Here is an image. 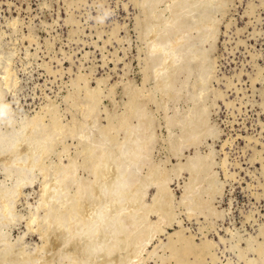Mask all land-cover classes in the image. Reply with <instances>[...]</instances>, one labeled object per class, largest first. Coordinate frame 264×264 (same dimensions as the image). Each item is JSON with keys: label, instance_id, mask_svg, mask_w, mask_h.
<instances>
[{"label": "rangeland", "instance_id": "rangeland-1", "mask_svg": "<svg viewBox=\"0 0 264 264\" xmlns=\"http://www.w3.org/2000/svg\"><path fill=\"white\" fill-rule=\"evenodd\" d=\"M200 1L201 0H193V3L192 0L188 1L191 4H189L188 9L187 6L183 7L182 14L188 13L186 14V19L191 22H196H193L196 25L200 24L203 18L213 21L211 22L215 27V31H211V33L210 30H205V33L209 35V37L205 35L203 41L207 39L208 41H204L205 43L201 42V44L198 43L200 51L203 49L202 51L205 53L207 50L204 54V56H206L205 60L208 61L207 74L204 75L203 80L194 77V75H190L189 79L191 80L189 81V79H186L189 82H184L182 85L183 91H181V96L172 101L170 99L163 100L162 97H160V91L152 87V85L154 86L155 84L152 75H149L150 69L146 68L148 71L144 70L147 65L149 67V60L146 54L147 51L142 52L147 49L146 40L148 37L144 32H146V22L148 20L144 16V13H142L144 9L142 0H0V56L2 55L0 57V94L2 92V97L0 95V104L10 105L9 107L3 105L6 108L3 116V118H6V120H3V122L5 121V125H1L3 129L17 128L22 120L28 117L30 118L35 114H40L42 120L44 118L43 123L45 125H48L53 118L59 122L62 121L63 125L74 123V121H71L72 116L74 117L73 119L82 121V111L80 108L78 109L79 106H76L75 96L82 100L81 97H83V95L85 97L88 87L89 89L97 88L98 92L103 88L100 91L103 93L99 98L100 103L96 105L95 119L98 128H100L99 125L104 126V124L106 127H109V124L111 126V121H108L111 120V118L113 121L112 127H116L118 123V128L116 127L115 129L114 127L112 133H110L111 129L106 132L108 128H102L101 126L102 129H105L104 131L107 135L110 134L108 136L112 138L114 136L111 134L115 135L120 132L117 137L113 138L114 140L109 142L111 147H118L127 134V132H125L126 130L119 127V117H121V115L124 116L126 113V116H128L129 112L131 113L132 110L131 107L127 105L132 100L130 99V102H126L127 97L128 99L131 97L133 99V96L137 94L139 97L137 98L141 99L137 100L144 101V108L150 113V118H155L151 120L153 131L155 132L154 137H157L154 138L152 142L153 146H151L150 161L152 163L155 161L154 164L157 163L156 166L159 168L164 165L163 168L167 171L168 178L172 175L170 179L171 182L173 179L174 183L169 181L171 184L168 182L170 186L168 187L173 193L171 208L174 209L175 212L172 211L174 214L171 213L174 218L172 216L173 219L169 221V223L167 221L157 223V229L155 226H151L153 230H151V227L146 229V231L149 230L145 233L147 234L145 236L150 238L151 235L152 240L146 244L145 250H142L139 241H135V244L132 242L131 247V241H129L130 243L128 242L129 244H127V246H129L128 248L131 251H135V249L139 247L138 250H136L137 253H134L137 257L131 254L132 259L129 260V264H172L171 262L173 260L170 261L171 259H166V256L169 257L170 252L166 250L164 243L167 242L168 235L179 230L184 236H190L195 244H200L204 240H207L208 243L210 242L209 244L211 247L209 246V250L212 253L209 252V254L204 256L203 264H213L214 262V264H264V260L259 254L260 251L257 252L258 248L260 250L258 245L262 243V245H264V0ZM197 4L199 5L197 6ZM164 6L165 5L161 3L157 11L161 10ZM190 9H193V11H188ZM203 11L205 14L202 15ZM190 13L192 14L191 16ZM165 15L166 13L164 16ZM200 15H202V17ZM198 16L202 18V20H200ZM150 20L152 19L150 18ZM140 30L144 33L143 35ZM192 32L195 33V31ZM145 45L146 48L144 49ZM203 47L207 49L205 50ZM208 52L209 54H207ZM207 57L208 59H206ZM146 59L148 60L147 65H145L147 63ZM10 62L12 64H10ZM4 71H9V73H7L8 78L11 75L9 80L4 79L6 75ZM144 74H147V79L149 76V81H143L145 79L143 78ZM77 75L81 78L77 77ZM180 77H183V75L180 74ZM193 80L195 81L193 82ZM196 80L198 81L196 82ZM80 81H85V86L83 82ZM96 81H98V84ZM76 82H78L79 85ZM126 82L127 84H125ZM101 83H103V85ZM70 85L73 86L70 87ZM128 85H130V87ZM135 85L137 86L134 87ZM143 85H145L146 90L143 89ZM75 86L76 88L79 86L81 89L77 88L76 90ZM98 86L100 87L99 90ZM140 87L141 90L143 89L142 91L137 90L140 89ZM131 88L132 90H130ZM154 89H156V91ZM135 90L137 91L135 92ZM78 91H80V96L78 95ZM108 91H110L111 94H109ZM184 93H187L188 96H185ZM142 95L149 96H146V98ZM192 97L199 100V103L205 106L206 122L204 130L195 144L183 146L178 152L172 151L168 137L165 138V136H168L166 119L167 117H171L172 114H177L179 110L180 112L178 114L182 113L181 115H185V111L187 112ZM154 98L157 99V101L160 100L158 102L159 104ZM124 104L125 106L127 105L128 109H126ZM156 104H158L159 107H157L158 105L156 106ZM156 108L157 110L160 108V110L156 111ZM122 111L123 113L121 114ZM52 113H54L55 116H53ZM118 113H120L119 116L116 115ZM129 116H131V114H129ZM59 119H61V121ZM114 119L118 122H114ZM131 122L135 124V118L132 119L130 117V123ZM157 122H159L161 126H159ZM87 127L88 126H86V129H88ZM159 127H161V129H159ZM169 130H171L173 134H178L180 125H171ZM34 131L32 132L31 142L35 145L39 143V147H41L39 131ZM114 131H117V133ZM24 134H26V132ZM63 134L64 135L61 133L60 135L58 132L50 136L53 144L51 142L52 150L48 151V154L46 153L45 155L44 153L43 155V153H41L42 151L36 155L34 154V156L38 158L36 160L39 161L41 159V163H45L47 167L44 166L50 168V171L47 169V179L52 177L50 174L52 169L50 164L52 162H54L52 164H56L57 162L59 164V160L61 161V159H63L61 161L62 163H67V158L69 160L72 158L76 161V168H80L78 170L79 172L77 171L79 174H83L84 176L87 175V171L82 168L86 156L79 154L80 147L79 145L77 146V137L74 139L73 137L70 138L71 135L69 134ZM163 137L164 139L162 142L161 139ZM116 138L120 140L118 139V141ZM58 139L60 142L64 143L60 144ZM71 142H73V145L76 144L74 146L78 149H75ZM65 143L67 145H65ZM129 146L130 143L128 142L127 144L126 142L124 146L120 145L119 149L122 148L121 150H126ZM195 152H198L202 156H208V161L211 162L209 164H212L210 165V167H212L209 171V178L212 177L213 179H209L211 183H209V180L204 179L202 183L199 182V184H194L197 188L195 186L194 189H192V193L193 195L198 194L201 198L204 194L203 197H205L203 200L206 201L209 199L207 201H211V203L208 204L210 206L212 205V208L209 206V208L191 211L188 210L189 208H186L188 206L184 203L185 200H179V198L182 197L181 194L184 197V193L186 192L183 191L186 184H182L190 183L191 174L189 171L187 172V169H183L181 172H179L180 170L177 171L174 169V171L176 170L175 173L171 169L176 167L175 163L177 162L185 163L187 157H192ZM185 154L186 156H184ZM60 155L61 157H59ZM210 156H212L211 158L213 159H211ZM177 159H180V161ZM48 162L51 163L49 164ZM172 164H175L174 167L172 166L173 168H171ZM37 170L38 168L34 169V174L39 172V170ZM146 170L147 166H143L142 174H145ZM36 175H38L39 178V173ZM188 179H190L189 182ZM38 181V179H35L31 186L24 187L22 193L24 195L21 194L16 200V207H14L16 208V215L13 222L11 221V226H9L8 229L4 227V231H8L10 233L9 236L11 235L8 240L12 242L15 241L17 236H21L26 232V235L22 236L20 243L17 242V244L21 246L24 245L23 242L29 244L30 246L25 245L26 248L29 246V249L34 248L36 244L41 245L43 241L36 229L40 226V223L43 224V222H38L41 221L39 218L33 224V231L36 230L37 233L36 231L31 232L32 230L29 232L26 229L29 212L33 208L32 206L36 205V200L38 198L40 183ZM213 183L214 186L212 185ZM148 186L150 188L148 187L149 189H147L145 187L147 190L145 189L142 195L143 197L141 196V202L146 205L152 203L153 200L151 199L154 198L156 194V185L150 182ZM216 186L218 188H216ZM202 187L203 189H201ZM213 188L216 189V192ZM219 188L221 189L218 190ZM207 192L208 194H212L208 195L206 194ZM117 198L118 204L121 205V207L118 206V209H121L123 208L121 203L124 202L123 204H125L126 202L125 198L121 199L118 196ZM176 201L181 202L180 204L182 206L184 205V207L182 208ZM177 205H179V207ZM125 206H128V204ZM207 209H213V211L211 210L208 212ZM183 211L185 213L187 212L189 215L191 213L192 216L189 218V216H187L188 214L186 213L185 215ZM135 212H137V215L140 217L144 210L140 211L138 208ZM149 212L145 213V217H143L144 213L142 216L144 221H148L146 224L157 222L156 219L159 214H155L156 211L153 210ZM147 215L149 217H146ZM139 217H137L138 220H136L140 224H136L139 225L136 226V230L139 229L141 225L143 226L145 224V222H141V217ZM158 226H160L162 230ZM158 228L162 232L156 231L159 230ZM133 230H135V227ZM50 239L51 237L49 240ZM159 239L164 242H160L159 244ZM49 243L50 245L54 244L53 241ZM159 245H162L163 248ZM153 247H156V249L153 250ZM46 249V256H49L47 259L50 264H53L51 263L54 260L53 257L55 258V264H61V262L62 264H66L67 262V264H69L68 259L62 257L58 258L59 256L57 257V255L55 256L56 247L55 250L51 248V251L46 245ZM154 251L157 253L154 254ZM149 252L150 257L147 255ZM213 253L215 256L212 255ZM258 254L259 256H257ZM145 258H147V260Z\"/></svg>", "mask_w": 264, "mask_h": 264}, {"label": "bare ground", "instance_id": "bare-ground-1", "mask_svg": "<svg viewBox=\"0 0 264 264\" xmlns=\"http://www.w3.org/2000/svg\"><path fill=\"white\" fill-rule=\"evenodd\" d=\"M188 1H190V0H142V4L144 5V9L142 10L143 11L142 13H144V16L148 20L146 22V32H144L147 34V37H148L146 40L147 41V43H146L147 49L143 50L142 52L147 51V53L146 52L145 53L147 54V58L149 60V67L147 65L148 60L146 59L147 63L145 64V62H146L145 61L144 64L147 65V67H145L144 70L148 71V69H150L149 75H152V77L154 79V84H155L154 86L152 85V87H155L158 91H160L161 96L160 95L159 96L162 97L163 100L170 99L173 101V100H176L177 98H179L181 96L180 94H182L181 91H183L182 85L184 84V82H189L191 80V79H189L190 75H194V77L203 80L204 75L207 74L206 71H207V67H208V64H207L208 61L205 60L206 56H204V54L207 51L206 50L207 48L205 49L203 47L206 50V51L204 50L205 53L202 51L203 49L200 51V48L198 47V43L201 44V42L208 41L207 38H206L207 40L203 41L204 36L207 35L205 33V30H210V32L211 31L213 32V31H215V27L213 26V23H212L213 21L211 19H207V18L204 19L203 18V20H202V18H200L198 16L200 18V20H202V21L200 22V24H197V25L194 24L196 22H194V21L191 22L190 20H187L186 14H188V13L182 14V9H183V7H186V6L188 9L189 4H191ZM205 1H207V0H205ZM161 3H163L165 6L161 10L157 11V8L159 7V5ZM192 3H193V0H192ZM137 4H139V3H137ZM142 4H141V6H142ZM194 4H196V3H194ZM198 5L199 4H197V6ZM195 10H197V9H195ZM188 11H193V9L192 10L190 9ZM165 13L167 16L166 15L164 16ZM203 14H205L204 11L202 12V15ZM191 15L192 14L190 13V16ZM202 15H200V16L202 17ZM150 18L153 21L150 20ZM196 19H198V18H196ZM140 31H138V32H140ZM192 31H195V33H193ZM141 33H142V31H141ZM144 33H142V35ZM207 36L209 37V35H207ZM141 48H142V46H141ZM145 48H146V45H145L144 49ZM207 54H209V52ZM11 55H12V53H11ZM139 56H140V54H139ZM206 59H208V57ZM10 64H12V63L10 62ZM146 68H148V69H146ZM8 70H9V68H8ZM4 73H6L5 76L3 75L4 79L9 80L11 77V75L9 78L7 77V73H9V71H4ZM180 74L183 75V77H180ZM144 76H143V78H145L146 80L144 79L143 81H149L148 80L149 76H148V79L146 78L147 74L146 75L144 74ZM77 77H80V76L77 75ZM150 78H151V76H150ZM186 79H189V81H187ZM217 79H219V78H217ZM97 80H98V78H97ZM98 81H96V83ZM105 81H103V82H105ZM194 81L195 80H193V82ZM197 81L198 80H196V82ZM78 82H76V83L78 84ZM80 82H83V81H80ZM84 82H83V85H84ZM8 84H9V81H8ZM101 84L103 85V83H101ZM125 84H127V82ZM195 85H193V86H195ZM71 86H73V85H70V87ZM128 86L130 87V85H128ZM132 86H133V84H132ZM136 86L137 85H135L134 87H136ZM143 86H144L143 89L146 90L145 85H143ZM205 87H206V85H205ZM75 88H76V86H75ZM77 88H80V87L78 86ZM77 88H76V90H77ZM99 89H100V87L98 86V90ZM102 89H100L98 92L97 88H94V89L90 88L89 89V87H88V89L86 90V93H85L86 94L85 97H84V95H83V97H81L82 100L80 98H76V96H75L76 106H79L78 109L79 108L81 109L83 120L82 121L81 120H79V121L75 120V119H73L74 117L72 116L71 121H74V123L72 122V124H70V125L69 124L63 125L61 119H59L61 121V122H59L55 118H53L50 123L48 122L49 123L48 125L47 124L45 125L43 123L44 118L42 120V117L40 116V114H35L30 118L28 117L25 120H22L17 128L14 127L12 129H10V128L3 129L1 127V125L2 124H3L2 126L5 125V123H4L5 121L3 122V120L4 119L6 120V118H3V116H4V113L6 111L5 106L7 104L6 105L3 104L5 106L0 104V264H50V262L47 259V257L49 258V256H46V254H47L46 253L47 252L46 245L48 246V249L50 248L51 251H52L51 248H53V250H55V247H56L55 256L57 255V257L59 256L58 258L62 257V258L68 259L69 264H129V260L132 259L131 254H133L134 257H137V255H135L134 253L135 252L137 253L136 250H138V248H139V247H137V248L135 247L136 248L135 251H131L128 248L129 246H127V244L130 243L129 241H131L130 247L132 245V242L134 243L135 241H139L141 244L142 250H145L146 244L150 240H152V236L150 234H148V235H150V238L148 236L147 237L145 236V235H147L145 233H147V231L149 230L148 229L146 231V229L151 227V226H153V227L155 226V228H156L157 223H162L164 221H167L169 223V221H171L174 218V216L172 215V213H173L172 211H174V209L171 208L172 203H173V199L171 200L173 193L170 191V189H169L170 186L168 185V182L169 181L171 182L170 178L172 175L170 176V178H168V173L163 168L164 165L161 166L163 168L162 169L161 167L159 168L158 166H156L157 163L154 164L155 161H153V163L150 161L151 146H153L152 142L154 141V138L157 137V136L154 137L155 132L153 131V126H152V120L155 119L154 118L155 115L153 116L154 119L150 118V113L144 108V101H138L141 99H138L139 97L137 96V94L135 96H133L134 97L133 99H132V97L129 99L127 97L126 102H128L130 99L132 100V101L130 100L131 102L129 101L130 103L127 104L128 106L131 107L132 110H131V113L129 112V114H131V116H129V114H128V116H126V114H127L126 113L124 116L121 115V117H119V127L126 130L125 132H127V134L125 133L126 136L122 139L119 146L120 145L124 146V144L126 142H127V144L129 142L130 146L126 150L125 149L121 150L122 148L119 149V146L115 147V148L111 147L109 145V142L114 140L113 138L117 137V135L120 133L119 132L118 134H115V135L111 134L112 136H114L113 138L110 136L111 139L108 136L110 134L107 135L106 132H108L111 129L110 133H112V130L115 127V126L112 127L113 126L112 118L110 117L111 120H108V121H111L112 125L110 126V124H109V127H111V128H109L108 126L106 127L105 124H104V126L99 125L100 128H98L97 122L95 119V117H96L95 113H96V109H97L96 105L100 103L99 98L103 94L100 92ZM156 89H154V90L156 91ZM112 90H113V88H112ZM130 90H132V88ZM137 90L142 91L141 87H140V89H137ZM137 90H135V92ZM110 91H108L109 94H111ZM78 92H79L78 95L80 96V91H78ZM99 93H100V95H99ZM113 93H114V91H113ZM131 94H133V93H131ZM184 94H185V96H188L187 93H184ZM0 95L2 97V92ZM149 95H146V96H149ZM105 96H107V95H105ZM146 96H143V97H146ZM195 97H196V95H195ZM65 100H67V99H65ZM155 100L157 101V99H155ZM159 101H157V103ZM126 102H125V104H126ZM116 103H117V101H116ZM186 103H187V101H186ZM125 104H124V106H125ZM158 104H156V106ZM127 105L125 106L126 109H128ZM9 106L7 105L6 107H9ZM99 107H100V105H99ZM157 107H159V105ZM162 108H164V107H162ZM48 109H49V107H48ZM56 109H57V107H56ZM68 110H69V108H68ZM104 110H105V108H104ZM104 110H103V113H104ZM155 110L159 111L160 108H159V110H157V108ZM205 110L206 109H205L204 104H202V103L200 104L199 100H196L192 97L190 106L187 108V112L185 111V115H181L182 113L178 114L180 112V110H179V112L177 114L175 113V114H172L171 117H167L166 126H167V131L169 133L167 132L168 136H165V138L168 137V141L171 143L172 151L174 150V151L178 152L181 149V147L193 145L197 142V139L201 137V133L204 130V125L206 122ZM129 111H130V109H129ZM101 112H102V110H101ZM40 113H41V111H40ZM47 113H48V111H47ZM58 113H59V111H58ZM122 113H123V111L121 112V114ZM52 114H53V116H55L54 113H52ZM164 114H165V112H164ZM116 115L119 116L120 113H118ZM130 117L132 119L135 118V122H134L135 124H133L132 122L130 123ZM115 119H118V118H115ZM115 119H114V122L117 121ZM88 122H90V123H88ZM14 123H15V121H14ZM157 123L159 124V122H157ZM8 124H10V123H8ZM175 124L180 125V130H179L178 134L177 133L173 134L171 132V130H169V127L171 125H175ZM6 126H7V124H6ZM86 126H88L87 127L88 129H86ZM101 126H102V128L103 127L108 128V130H106V132H105L104 131L105 129H102ZM117 126H118V123H117ZM155 126H156V124H155ZM159 126H161V124H159ZM116 127H115V129H116ZM93 129L96 131H94ZM159 129H161V127H159ZM34 130H36V132L39 131V135H40L41 140H39V139H36V140L41 141V147H39V145H40L39 143L36 144L37 145L36 146L35 144H33L31 142V140H32L31 136H32V132ZM25 132H26V134H24ZM58 132L60 133V135H61V133H62V135H64L63 133H66V135L69 134V135H71L70 138L73 137L75 139L77 137V140H78L77 146L79 145V147H80L79 148V154H83L86 156V157L84 156L85 161L83 162V165L81 164L80 161L79 162L82 165V168H84L87 171V175L84 176L83 174H79L78 170L80 168L79 169L76 168V166H77L76 161H74V159H72V158L70 160L67 158V160H68L67 163H64V162L62 163L61 161L63 159H61V161L59 160V164H58V162L56 164H52L54 162H52V163L50 162L51 164L48 162L52 168L51 173H50L52 175V177L47 179V173H48V170L50 168L49 167L46 168L47 166L45 165V163L44 164L41 163V159L39 161L36 160L38 158H36L34 156V154L36 155L37 153H39L41 151H42L41 153H43V155H44V153H45V155H46V153L48 154L49 153L48 151L52 150V146H51L52 138H50V136L55 134V133H58ZM114 132L117 133V131H114ZM23 134L26 137H24ZM64 137H66V136H64ZM59 139H58V141H59ZM116 139L118 140L119 138H116ZM163 139H164V137L161 139L162 142H163ZM23 142H24V144H23ZM169 142H167V143H169ZM226 142H224V143H226ZM36 143H37V141H36ZM62 143H64V142H60V144H62ZM72 143L73 142H71V144ZM52 144H53V142H52ZM56 144H58V143H56ZM65 145H67V144L65 143ZM74 145H76V144H74ZM74 145H73V147L75 148ZM167 145H169V144H167ZM200 146H202V145H200ZM36 147H38V148H36ZM75 149H78V148H75ZM65 150L67 151L66 148H65ZM205 154H208V153H205ZM184 156H186V154ZM59 157H61V155ZM84 157H82V158H84ZM207 157H208L207 155L202 156L198 152H195L192 157H187V160L185 159L186 160L185 163H181V162L178 163L176 161L178 164L175 163L176 164L175 168H173L175 164L171 165V168H173L171 170H173V171H174V169H176L177 171L180 170L179 172H181V170L187 169V172L189 171V173L191 174L190 175L191 180L188 179V182L190 180V183H188V184L183 183L182 184V185L186 184L185 185L186 187L183 190V191H186L184 193V197L181 194L182 197L180 196L181 198H179V200L180 199L181 200L183 199L182 201L185 200L184 203L188 206L186 208H189L188 210H191V211H195V210L198 211L199 209L209 208L210 205L208 203H211V201L210 202L207 201V200H209L207 198H205V199H207L206 201L203 200V198L205 197V196L203 197V195H204L203 193H202L203 194L202 198L198 194L193 195V193H192L193 192L192 189H194V187L196 186V185L194 186V184H199V182L202 183V180H204V179H207V180L213 179L212 177L209 178L210 177L209 171H210V168L212 167V166L210 167V165H212V164H209L211 162L208 161ZM211 157L212 156H210V158ZM69 158H70V156H69ZM42 159H43V156H42ZM211 159H213V158H211ZM167 160H169V159H167ZM177 160L180 161V159H177ZM159 163H161V162H159ZM143 166H147V170H146L145 174H142ZM35 168L36 169L38 168V170H39V172H37V173H39V178H38V175H36L37 173L34 174ZM176 170L174 171V173L176 172ZM176 175H177V173H176ZM180 176H182V175H180ZM35 179H38L39 180L38 182H40L39 183L38 198L36 200V205L32 206L33 208L29 212L28 220L26 222V229L29 232H30V230H32L31 232H35L36 230L33 231V224L39 218L41 221H38V222H43V224L40 223V226H38V228H36V229L39 232L38 234H40V236L42 237L43 241H42L41 245L36 244V246H34V248L29 249L28 248L30 246L29 244H25L24 242H23L24 245H22V246L17 244V242L20 243L22 236L26 235V232L24 234H22L21 236H17L15 241L12 242V241L8 240V238L11 235L9 236L10 233L8 231H4V227H7V229H8V227L11 226L10 225L11 221L13 222V219L16 215V213H15L16 208H14V207H16L15 204H16L17 198H19L20 195L23 193L24 187L29 186V185L31 186V184L33 183V181ZM173 181L174 180L172 179V182ZM210 181L211 180H209V183H211ZM150 182L151 183L153 182L154 185H156V194L154 195V198L151 199V200H153L152 203L146 205V204H143L141 202V199H142L141 196L144 194V191L146 188L147 189L150 188L148 186V184ZM170 182H169V184L172 183V182L171 183ZM178 185H180V184H178ZM212 185L214 186V183ZM183 187H181V188H183ZM203 187H204V185H203ZM203 187L201 189H203ZM196 188H197V186H196ZM216 188H218V187L216 186ZM204 189H206V188H204ZM220 189L221 188H219L218 190H220ZM215 190L216 189H214V191ZM214 191H213V193H214ZM200 192H202V191H200ZM189 193H190V195H189ZM199 194H201V193H199ZM206 194H208V192ZM210 194H212V193H209L208 195H210ZM22 195H24V194H22ZM117 196L121 199L125 198V201H126L125 204H123L124 202L121 203L123 205L122 206L123 208H121V209L119 208L120 210L118 209V206L121 207V205L118 204ZM206 197H208V196H206ZM209 198H211V197H209ZM176 202L178 204L181 203L179 201H176ZM126 204H128V206H125ZM177 206L179 207V205H177ZM183 207H184V205L182 206V208ZM138 208L140 209V211L144 210V212H143L144 216H143V213H141V215L143 217H145V213L146 212L148 213L150 210L156 211L155 214H157V213L159 214L158 218L156 219L157 222L146 224L148 221H144L143 217L140 216L141 220H142V221L141 220L140 221L145 222V224L143 226L141 225L140 226L141 228L139 227V229L136 230V228H137L136 226H139V225H136L138 223L137 217H139V215H137V212H135V211ZM170 208H171V210H170ZM173 208H174V206H173ZM118 210L120 211V213ZM211 210L213 211V209H211ZM211 210L207 209L208 212H210ZM122 211H123V213H122ZM149 213H153V212H149ZM186 213H185V215H186ZM211 213H213V212H211ZM193 215H195V214H193ZM172 216H173V218H172ZM187 216H189V218H190V216H192V214L190 213V215L188 214ZM216 216H218V215H216ZM146 217H149V216L147 215ZM148 219H150V218H148ZM15 221H17V220H15ZM178 221H176V222H178ZM168 223H167V225H168ZM170 223H172V222H170ZM138 224H140V223H138ZM160 226H158V227L160 228ZM134 227H135V230H133ZM153 227H151V230H153L152 229ZM160 229L156 230V231L159 232L162 230V229L161 230ZM37 231H36V233H37ZM163 232H164V229H163ZM50 237H51V239L49 240ZM167 239H168L167 242L164 243V247L166 248V250H169L170 253H169V257L166 256V259L167 260L171 259L170 261L173 260L171 262L172 264H203L204 256L206 254H209V252H210V250H209V246H210L209 243L210 242L208 243L207 240H204L200 244H195L194 241L191 240L192 238H190V236L189 237H186V235L184 236L180 230L176 231V232L174 231V233H172L171 235H168ZM159 240H158V242L160 244V242H162V241L161 240L159 241ZM51 241H53L54 244L50 245L49 242H51ZM21 243H22V241H21ZM136 244H138V243H136ZM262 244L258 245V247H260V250L258 248L257 252L260 251L259 254L262 256V258L264 260V245H262ZM25 245H29V246H27V248H26ZM50 246H52V247H50ZM156 246H157V244H156ZM160 247H162V245ZM157 248H158V246H157ZM155 249H156V247L155 248L153 247V250H155ZM133 250H134V248H133ZM163 250H165V249H163ZM140 252H138V253H140ZM150 252L147 253V255L149 257H150V255H149ZM53 253H51V254H53ZM156 253L157 252H155L154 254H156ZM210 253H212V252H210ZM259 254L257 256H259ZM212 255H214V253ZM125 258H127L128 260ZM50 259H52V258H50ZM53 259L54 260L51 263L55 264V262H54L55 258L53 257ZM124 259L127 260L128 262L125 261ZM145 259L147 260V258H145ZM56 261H57V259H56ZM143 261H145V260H143ZM59 262H61V261H59ZM61 264H62V262H61Z\"/></svg>", "mask_w": 264, "mask_h": 264}]
</instances>
